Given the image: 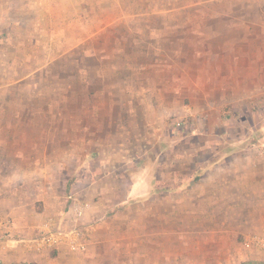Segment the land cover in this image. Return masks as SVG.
I'll list each match as a JSON object with an SVG mask.
<instances>
[{
  "label": "rangeland",
  "instance_id": "obj_1",
  "mask_svg": "<svg viewBox=\"0 0 264 264\" xmlns=\"http://www.w3.org/2000/svg\"><path fill=\"white\" fill-rule=\"evenodd\" d=\"M262 141L264 0H0V200L93 201L69 264H264V221L193 204L198 155Z\"/></svg>",
  "mask_w": 264,
  "mask_h": 264
},
{
  "label": "crops",
  "instance_id": "obj_2",
  "mask_svg": "<svg viewBox=\"0 0 264 264\" xmlns=\"http://www.w3.org/2000/svg\"><path fill=\"white\" fill-rule=\"evenodd\" d=\"M196 172L197 197L193 204L197 216L202 215L201 221L211 222L217 230L224 222L237 221L243 227L250 220L264 221V157L256 151L211 149L203 152L202 157L198 155ZM51 187L50 183L38 186V199H34V204L20 201L19 195L0 200V264H69L73 261L65 242L56 248L42 245V233L58 228L67 231L77 226V220L90 224L100 215V208L82 198L71 203L68 212L63 206L51 209V203L55 202L50 199L54 195ZM38 200L44 202L42 214L36 209ZM84 202L89 206L85 214L77 218L76 210ZM193 204L186 202L190 209ZM184 205L183 201L181 206ZM242 206H257L255 214L260 213L257 214L260 217L253 216L252 211L243 213ZM236 209L241 215L235 214Z\"/></svg>",
  "mask_w": 264,
  "mask_h": 264
},
{
  "label": "built area",
  "instance_id": "obj_3",
  "mask_svg": "<svg viewBox=\"0 0 264 264\" xmlns=\"http://www.w3.org/2000/svg\"><path fill=\"white\" fill-rule=\"evenodd\" d=\"M255 151L258 155L264 157V141L255 148ZM88 206L89 203L84 202L82 206L78 207L76 210V217L81 218L85 214V210ZM84 237V231L78 226L67 231L58 228L56 230L43 232L40 237V242L42 245L44 244L49 248H56L65 242L73 251H84L87 248V242L84 240ZM252 242L257 247L264 249V229L261 233L254 236Z\"/></svg>",
  "mask_w": 264,
  "mask_h": 264
}]
</instances>
